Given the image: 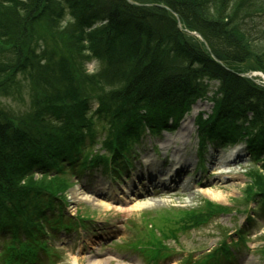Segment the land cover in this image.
Here are the masks:
<instances>
[{
    "label": "trees",
    "instance_id": "obj_1",
    "mask_svg": "<svg viewBox=\"0 0 264 264\" xmlns=\"http://www.w3.org/2000/svg\"><path fill=\"white\" fill-rule=\"evenodd\" d=\"M132 1L151 6L127 0H0V94L18 85L19 74L34 89L25 116L0 108V236L11 235L1 245V264H33L28 246L15 241L24 234L23 241L39 244L53 235L64 217L69 178L96 169L113 178L122 174L144 134L176 128L197 99L213 104L206 117L195 118L200 153L208 143L241 141L251 158L264 155V86L224 67L264 63L236 23V10L246 0ZM227 1H235L232 13ZM171 13L180 16L182 28L198 31L210 51L178 28ZM66 15L70 19L62 26ZM55 28L65 41L57 30L41 50L40 37L47 40ZM93 60L96 70L87 73L85 64ZM212 80L218 82L214 91ZM250 175L255 191L247 196L259 198L260 210L264 176L253 170ZM54 204L56 218L45 211ZM223 210L202 204L167 222L175 226L180 220L185 231ZM222 244L196 263L219 264L226 258L224 251L217 254ZM153 247L149 258L163 252L161 245Z\"/></svg>",
    "mask_w": 264,
    "mask_h": 264
},
{
    "label": "rangeland",
    "instance_id": "obj_2",
    "mask_svg": "<svg viewBox=\"0 0 264 264\" xmlns=\"http://www.w3.org/2000/svg\"><path fill=\"white\" fill-rule=\"evenodd\" d=\"M235 1L225 2L229 4L228 11L231 13L232 7L237 8L233 4ZM156 6L171 12L162 4ZM236 11V23L247 35L253 52L262 55L264 61V0H246ZM171 14L180 28V16ZM69 19L70 15H66L61 25H65ZM57 30L58 39L65 41L61 29L55 28L47 40L40 37L38 45L41 50L49 46L50 38H54ZM194 40L205 51H210L205 38L196 37ZM211 55L218 61L212 52ZM230 66L232 68L224 65L228 71L264 86V63L246 60L234 62ZM96 67L94 60L87 62L85 71L91 73ZM209 84L214 91L218 82L212 80ZM29 85L28 79L19 74L18 85L0 94V108L15 116H25L34 92ZM212 91L208 94L212 95ZM212 105L208 99H199L176 129L157 135L146 134L138 148L139 159H135L133 166L116 180L110 177L109 172L100 170L86 171L79 178H69L72 175L66 170V177L72 184L65 192L66 201L61 203L56 200L57 205L61 203L64 206V217L52 230L53 235H46L39 244L23 241L24 236L21 235L15 242L19 246H28L30 254L34 255L35 264H193L218 247H223L221 242L225 240V247L217 254L224 251L225 257H228L219 259V264H264V213L257 208L255 201L258 197L249 199L250 203L245 201L247 194L255 189L250 171L260 172L264 176L260 161L262 156L258 160H249L240 146L236 158L235 149L226 147H208L203 154H199L195 117L200 112L207 116ZM99 147L100 144L95 145V150ZM220 152L225 156L233 152L234 155L229 156V159H234L224 163L219 160ZM168 172L172 179L169 188L153 190L154 182L160 176L163 178L161 182L168 179L164 177ZM202 202L213 206L223 205L231 210L213 217L207 225L178 233V237L173 231H168L167 228L172 227L168 219L160 220L162 215L171 213V210L173 217L179 213L178 209L196 208ZM56 210L55 204L45 209L55 218ZM155 225L164 230L154 231ZM178 226H182L180 220L176 223ZM147 229L151 230L146 232ZM154 243L166 246L165 253L168 255L156 259L145 255L155 250ZM43 245L47 246L45 250L41 247Z\"/></svg>",
    "mask_w": 264,
    "mask_h": 264
},
{
    "label": "bare ground",
    "instance_id": "obj_3",
    "mask_svg": "<svg viewBox=\"0 0 264 264\" xmlns=\"http://www.w3.org/2000/svg\"><path fill=\"white\" fill-rule=\"evenodd\" d=\"M233 155H234L233 152L232 153L229 152V154L226 155V156L222 152H220L219 155H218V157L220 158L219 160H221L222 162L229 163V160H226L225 158H228L229 159V156L231 157ZM222 158H224V160H222ZM216 196H219V195L217 194ZM98 264H101V263H98Z\"/></svg>",
    "mask_w": 264,
    "mask_h": 264
}]
</instances>
